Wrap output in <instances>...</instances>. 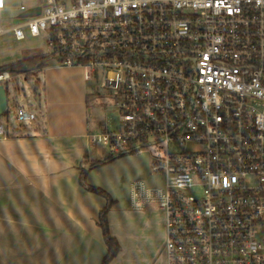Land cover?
I'll return each mask as SVG.
<instances>
[{
	"label": "built area",
	"instance_id": "1",
	"mask_svg": "<svg viewBox=\"0 0 264 264\" xmlns=\"http://www.w3.org/2000/svg\"><path fill=\"white\" fill-rule=\"evenodd\" d=\"M37 7L10 27L14 37L42 35L54 64L116 92V127L89 143L101 156L148 151L162 175L159 185L131 180L128 199L163 211L166 264H264V0ZM14 78L0 71L5 87ZM13 112L35 117L19 102Z\"/></svg>",
	"mask_w": 264,
	"mask_h": 264
},
{
	"label": "crops",
	"instance_id": "2",
	"mask_svg": "<svg viewBox=\"0 0 264 264\" xmlns=\"http://www.w3.org/2000/svg\"><path fill=\"white\" fill-rule=\"evenodd\" d=\"M11 26L0 27V34ZM34 70L42 78L35 117L13 125L0 116V264H99L106 245L97 219L105 199L79 182L80 168L101 157L88 139L102 126L91 112L87 81L75 66L49 63ZM136 154L116 161L134 162V179H145L150 160L144 163ZM98 168L88 171L86 181L115 200L108 227L120 245L108 264H166L163 213L152 206L131 208L128 185L120 192L99 178Z\"/></svg>",
	"mask_w": 264,
	"mask_h": 264
},
{
	"label": "rangeland",
	"instance_id": "3",
	"mask_svg": "<svg viewBox=\"0 0 264 264\" xmlns=\"http://www.w3.org/2000/svg\"><path fill=\"white\" fill-rule=\"evenodd\" d=\"M5 3V7L1 9L0 12V27L3 28L15 25L22 20V17H20L19 12L16 9L20 3L32 7L36 4L43 5L44 0H6ZM46 48L47 45L45 38L42 35L32 36L26 29L25 37L20 40L16 39L10 31L0 34V62L14 60L18 56L20 57L33 51L43 53L46 51ZM53 62V60H48L47 64ZM25 69L24 77L15 76L12 82L6 84L8 106L6 112L1 115L5 114L9 123L13 125L19 124L13 114V106L15 102L23 104L29 112L37 114V92L34 91V84L37 82L38 88L40 87V81H42V78L40 77L41 74L38 70H34L32 64L26 66ZM87 91L89 106L92 109L91 112L96 115L99 128L102 126L99 130L105 125L108 128L114 129L117 122V109L114 106L116 92L111 88L100 85V82L95 81L94 79L87 81ZM92 147L95 149V152H98V147L93 145ZM149 150L151 151V148H149ZM102 152H105V155H107L105 148H102ZM128 155L130 154H124L122 156L127 157ZM131 155H135V153H132ZM136 155H138L144 163L145 161L150 160V153L148 151H142ZM117 159L118 157L98 165L97 167L99 168L97 174L99 178H104L108 184L114 185L120 192L125 193V188L127 185L129 186L130 181L134 179L131 170L134 162H118L116 161ZM129 160H132L131 156L128 157L126 161ZM140 179L148 185H159L162 182V175L153 174L150 171V168H148L147 177L145 179ZM152 207L157 208L156 206ZM161 212L163 213V211Z\"/></svg>",
	"mask_w": 264,
	"mask_h": 264
},
{
	"label": "trees",
	"instance_id": "4",
	"mask_svg": "<svg viewBox=\"0 0 264 264\" xmlns=\"http://www.w3.org/2000/svg\"><path fill=\"white\" fill-rule=\"evenodd\" d=\"M24 56V55H23ZM25 59V60H24ZM51 57L47 52H29L27 54V58H23L22 60H18L15 62L7 63L0 65V71L7 70L12 74H19L21 71H25L24 67H20V65L30 61L32 63L33 68H40L47 64L48 60H50ZM37 82L34 84V91L37 89ZM7 88V86H6ZM6 112V111H5ZM124 154H118V155H104L100 158L92 159L89 161L86 166L80 168V174H79V182L82 186H84L87 190H90L92 192H95L105 199V204L102 207V209L98 213V219L97 224L100 227L102 231V236L106 245V252L104 256L102 257L99 264H108L110 260L116 255V253L120 249V245L116 238L110 233L109 227H108V211L110 210L111 206L114 204L115 200L112 198V196L106 191L104 188L98 185L89 184L86 181V175L88 171L98 165H101L108 160H111L113 158L119 157Z\"/></svg>",
	"mask_w": 264,
	"mask_h": 264
},
{
	"label": "water",
	"instance_id": "5",
	"mask_svg": "<svg viewBox=\"0 0 264 264\" xmlns=\"http://www.w3.org/2000/svg\"><path fill=\"white\" fill-rule=\"evenodd\" d=\"M38 7H34L32 9H29L23 13L20 14V17L30 15V14H36L38 12ZM8 106V98H7V88L0 84V115L3 114Z\"/></svg>",
	"mask_w": 264,
	"mask_h": 264
}]
</instances>
